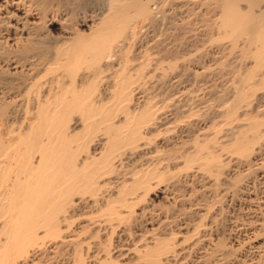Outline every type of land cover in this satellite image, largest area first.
<instances>
[{
    "label": "rangeland",
    "instance_id": "obj_1",
    "mask_svg": "<svg viewBox=\"0 0 264 264\" xmlns=\"http://www.w3.org/2000/svg\"><path fill=\"white\" fill-rule=\"evenodd\" d=\"M151 2L157 20L134 17L145 30L122 66L137 91L126 111L154 110L156 124L143 129L141 150L116 153L114 171L73 197L37 264H150V251L160 264H264V50L248 29L223 24V0ZM110 83L83 87L103 101Z\"/></svg>",
    "mask_w": 264,
    "mask_h": 264
},
{
    "label": "bare ground",
    "instance_id": "obj_2",
    "mask_svg": "<svg viewBox=\"0 0 264 264\" xmlns=\"http://www.w3.org/2000/svg\"><path fill=\"white\" fill-rule=\"evenodd\" d=\"M223 2V24L248 29L256 49L264 50V0ZM242 2L248 5L241 8ZM150 3L0 0V264H37L32 258L47 238H58L73 197L88 194L97 179L114 171L153 124L152 109L126 111L136 88L122 66L128 65V42L145 30L133 27V19L157 20ZM102 76L111 82L110 97L96 101L83 86ZM120 113L123 121L115 123ZM98 133L103 135L96 140ZM93 144L90 156L81 158ZM146 254L142 261L162 262L156 251Z\"/></svg>",
    "mask_w": 264,
    "mask_h": 264
}]
</instances>
